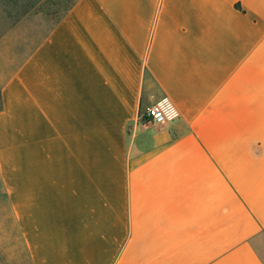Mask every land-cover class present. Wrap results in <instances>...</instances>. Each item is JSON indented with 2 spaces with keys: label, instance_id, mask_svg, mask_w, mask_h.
Masks as SVG:
<instances>
[{
  "label": "crops",
  "instance_id": "crops-1",
  "mask_svg": "<svg viewBox=\"0 0 264 264\" xmlns=\"http://www.w3.org/2000/svg\"><path fill=\"white\" fill-rule=\"evenodd\" d=\"M151 92L180 116L142 122ZM0 187V264H264V0H75L8 26Z\"/></svg>",
  "mask_w": 264,
  "mask_h": 264
},
{
  "label": "rangeland",
  "instance_id": "rangeland-1",
  "mask_svg": "<svg viewBox=\"0 0 264 264\" xmlns=\"http://www.w3.org/2000/svg\"><path fill=\"white\" fill-rule=\"evenodd\" d=\"M23 1L24 0H0V33L5 30L8 26L12 25L13 23L17 22L19 19L24 17L25 15L32 14L35 11H42L49 17L57 19L65 12L66 8L74 0H42L36 5L29 7L27 12H24V10H22L24 9V6L19 4ZM3 207H5V204L1 202L0 197V210H3ZM5 210L7 209L5 208Z\"/></svg>",
  "mask_w": 264,
  "mask_h": 264
},
{
  "label": "built area",
  "instance_id": "built-area-1",
  "mask_svg": "<svg viewBox=\"0 0 264 264\" xmlns=\"http://www.w3.org/2000/svg\"><path fill=\"white\" fill-rule=\"evenodd\" d=\"M138 116L142 122L167 124L180 116V110L168 95L151 92L145 96V104L140 105Z\"/></svg>",
  "mask_w": 264,
  "mask_h": 264
},
{
  "label": "trees",
  "instance_id": "trees-1",
  "mask_svg": "<svg viewBox=\"0 0 264 264\" xmlns=\"http://www.w3.org/2000/svg\"><path fill=\"white\" fill-rule=\"evenodd\" d=\"M14 1H18V0H14ZM41 1L42 0H24L23 2H21L19 4H21L22 6H24V9H22V10H24V12H27V10L29 9V7H32V6L36 5L37 3L41 2ZM15 3H17V2H15ZM71 4L66 8V10L71 6Z\"/></svg>",
  "mask_w": 264,
  "mask_h": 264
}]
</instances>
